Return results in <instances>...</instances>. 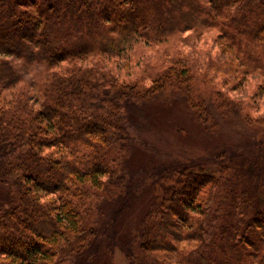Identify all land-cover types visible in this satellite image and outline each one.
<instances>
[{
	"label": "trees",
	"instance_id": "1",
	"mask_svg": "<svg viewBox=\"0 0 264 264\" xmlns=\"http://www.w3.org/2000/svg\"><path fill=\"white\" fill-rule=\"evenodd\" d=\"M263 100L264 0H0V264H264ZM176 103L251 135L133 169L141 109Z\"/></svg>",
	"mask_w": 264,
	"mask_h": 264
},
{
	"label": "rangeland",
	"instance_id": "2",
	"mask_svg": "<svg viewBox=\"0 0 264 264\" xmlns=\"http://www.w3.org/2000/svg\"><path fill=\"white\" fill-rule=\"evenodd\" d=\"M205 41H196L197 46L194 47L192 39H188L185 43H181L178 39H172L168 45L173 49L185 46V49L187 48L192 54L191 58L194 56L195 64H204V58L208 51L205 47L209 48L212 45V43L206 44ZM159 49L160 47L143 46L134 52L132 57L134 62L127 66L125 72L130 78L129 80L135 78L136 75L139 76L145 68L148 71L154 70L156 67L154 63H157L159 58L157 54ZM32 74L33 72L29 73L28 77L30 78ZM251 90L252 88H240L234 95L237 99H246ZM145 108V110L141 109L143 111L139 114V117L142 118L141 126L139 125L140 121L136 118L133 130L135 139L139 143L133 158V169L136 170H148L152 166L157 167L173 159H179L186 163L200 160L214 165L215 153L221 150L223 145L233 147L241 145L251 135L248 132L247 136H242L246 129L241 126L240 121H234L233 118L222 121L220 129L212 133L205 129L194 111L179 103L175 105L154 104ZM156 155H159L160 160L155 158ZM0 194H4L3 188H0ZM143 203L142 199L134 202V208L128 214L129 221L139 214L140 209H144V207L141 208ZM132 222L134 221L132 220ZM106 262L127 264L119 249L108 261L107 259L104 261V263Z\"/></svg>",
	"mask_w": 264,
	"mask_h": 264
}]
</instances>
